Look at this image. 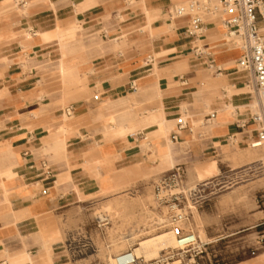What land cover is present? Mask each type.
<instances>
[{"label":"crops","instance_id":"1","mask_svg":"<svg viewBox=\"0 0 264 264\" xmlns=\"http://www.w3.org/2000/svg\"><path fill=\"white\" fill-rule=\"evenodd\" d=\"M187 1L0 0V264H70L65 223L99 192L187 162L201 182L255 140L241 51L167 18Z\"/></svg>","mask_w":264,"mask_h":264},{"label":"rangeland","instance_id":"2","mask_svg":"<svg viewBox=\"0 0 264 264\" xmlns=\"http://www.w3.org/2000/svg\"><path fill=\"white\" fill-rule=\"evenodd\" d=\"M61 90L62 88L60 92ZM69 104L70 102H65L62 107L66 108ZM246 163H252L250 164L252 167L244 172L246 175L244 182L213 194L198 206L188 203L198 209L200 216L196 218L191 207L185 232L193 231L206 241L218 239L209 246L201 264H232L253 255V252L264 246V143L257 142L256 139V142L230 150L221 162V175L237 172L239 170L236 168ZM196 166H199V163L194 165H191V162L185 163L184 188L177 189L176 192L192 188L190 173L198 170L194 169ZM109 193L99 192L78 215L70 219L69 223H65V231L82 228L95 245L105 246L111 240L119 241L121 237L138 228H146L147 233L142 237L170 229L168 225H158L160 218L162 221L160 224H164L166 220V207L157 203L153 178H142L141 182ZM124 198L129 202L137 203L144 200L145 205L127 209L128 212L135 213L131 220L123 221L116 218L108 225L99 226L97 213L111 209L106 205H111L116 199ZM259 241L261 242L258 243ZM99 263L106 264L103 259H99ZM89 264H97V259L92 257Z\"/></svg>","mask_w":264,"mask_h":264},{"label":"built area","instance_id":"3","mask_svg":"<svg viewBox=\"0 0 264 264\" xmlns=\"http://www.w3.org/2000/svg\"><path fill=\"white\" fill-rule=\"evenodd\" d=\"M166 15L170 21L188 18L184 33L195 38L204 36L206 23L217 20L223 28L227 46H238L241 51L238 64L249 73L247 87L257 101L251 122L255 126L257 142L264 143V31L260 26L264 20V0H191L170 6ZM195 51L198 55L203 53L200 48ZM65 113L71 117L72 107H67ZM215 115L213 112L208 118L213 119ZM178 126L184 128L185 121L180 119ZM172 137L177 140V134ZM184 175V168L178 167L154 182L157 203L166 207V223L158 225H168L181 246L163 250L151 259L137 254L134 248L127 249L114 257L113 264H201L213 242L203 240L193 231L185 232L192 209L188 203L198 206L213 194L243 181L246 175L243 172L210 187H206L207 180L193 189L176 192L184 188ZM98 224L108 225V216H100ZM64 247L70 264H75L76 260L94 250V242L82 228H78L66 232Z\"/></svg>","mask_w":264,"mask_h":264},{"label":"bare ground","instance_id":"4","mask_svg":"<svg viewBox=\"0 0 264 264\" xmlns=\"http://www.w3.org/2000/svg\"><path fill=\"white\" fill-rule=\"evenodd\" d=\"M187 2H189V1H187ZM224 35L225 34L223 32V36ZM233 46L235 48H238L237 45L236 46L233 45ZM256 103H257V101L255 99H253V101L250 103L249 107H250V109H252V111L255 109ZM65 115L67 116L66 113H65ZM164 159L168 160L169 164L171 166L175 165V160L172 159V157H170L169 155H166L164 157ZM250 164H252V163H246V164L239 166L238 168H236L239 171H237V172L234 171V173H230V175H224V174L221 175V173H219L220 172L219 169L217 168L216 172L219 173L217 176H214L212 178H209V179H206L203 181L208 180L206 183L207 184L206 187H210L212 185L215 186L217 182L224 181L226 178L229 179V178H232V177H234L240 173L247 172L252 167V166H250ZM236 169H234V170H236ZM199 172L200 171L197 170V171H192L190 173V180L193 183V186L191 189H193L194 187H196L197 184H199V183H196L197 180H200L201 178H204V177L206 178V177L210 176V175H203ZM203 181H201V182H203ZM243 182H244V180H243ZM209 183H212V184L209 185ZM227 189H230V187L223 189V190H227ZM102 191L109 192L108 190H102ZM226 194H229V193L226 192ZM137 205L144 206L145 201L142 200V201L137 203L136 201L129 202L125 198L124 199H116L115 201H113L111 203V205H106L107 207H110L111 209L104 210V212L102 210L99 211L97 213V218H99L100 216L107 215L108 219H109V223H110V221H112L113 219H116V218L122 219L123 221H128V220H131L134 218L135 213L128 212L127 209L129 207H134ZM191 207L193 208V212L195 214V217L197 218L198 216H200V215H198V209H196L193 205H191ZM159 220H160L159 222L161 223L162 222L161 218ZM145 229L146 228H143V229L138 228L137 230H133L128 235H124L123 237H121V239L119 241L113 239L110 241L109 244H107L105 246L102 244H101V246H97L94 243V250L91 253L87 254L86 256H83L82 258L76 260V262H80L82 264H89V261L92 259V257H95L97 259V264H100L99 259H103L106 264H113L114 263L113 262L114 257L117 254H119V253H121L127 249H132V248L135 249L137 254L142 255L146 259H151V258L157 257L163 250H166L169 248H179L181 246L179 243V239L174 235V233L170 229L166 230V231L159 232V233H155V234L147 236V237H142L144 234L147 233V232H145ZM203 232H204V230H203ZM216 241H218V239L210 240L209 242H216Z\"/></svg>","mask_w":264,"mask_h":264}]
</instances>
